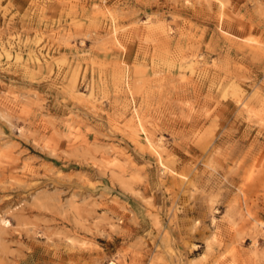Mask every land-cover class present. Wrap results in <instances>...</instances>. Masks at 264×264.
<instances>
[{
    "label": "rangeland",
    "instance_id": "374dc122",
    "mask_svg": "<svg viewBox=\"0 0 264 264\" xmlns=\"http://www.w3.org/2000/svg\"><path fill=\"white\" fill-rule=\"evenodd\" d=\"M111 263L264 264V0H0V264Z\"/></svg>",
    "mask_w": 264,
    "mask_h": 264
},
{
    "label": "bare ground",
    "instance_id": "6f19581e",
    "mask_svg": "<svg viewBox=\"0 0 264 264\" xmlns=\"http://www.w3.org/2000/svg\"><path fill=\"white\" fill-rule=\"evenodd\" d=\"M186 64V63H185ZM182 65V64H181ZM188 65V64H187ZM184 66V65H183ZM182 67V66H181ZM111 264H114V263H111Z\"/></svg>",
    "mask_w": 264,
    "mask_h": 264
}]
</instances>
